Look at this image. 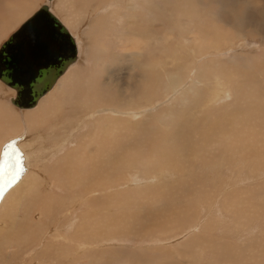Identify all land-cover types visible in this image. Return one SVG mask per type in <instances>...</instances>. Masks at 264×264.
Masks as SVG:
<instances>
[{
	"label": "rangeland",
	"instance_id": "rangeland-1",
	"mask_svg": "<svg viewBox=\"0 0 264 264\" xmlns=\"http://www.w3.org/2000/svg\"><path fill=\"white\" fill-rule=\"evenodd\" d=\"M18 1L35 5L15 27L2 26L0 47L49 5L79 59L32 110L16 107V91L0 81V264H264V0H139L135 9L124 0L107 13L106 0L98 13L97 0ZM10 2L0 0V9ZM126 8L127 24L116 17ZM146 12L158 23L144 21ZM136 30L138 45L129 39ZM211 71L226 81L223 99L202 113L204 97L190 89L215 91ZM72 102L71 114L50 118ZM38 110L44 134L28 131L27 116ZM183 208L196 218L182 220ZM59 209L53 224L47 214L54 220Z\"/></svg>",
	"mask_w": 264,
	"mask_h": 264
},
{
	"label": "water",
	"instance_id": "water-1",
	"mask_svg": "<svg viewBox=\"0 0 264 264\" xmlns=\"http://www.w3.org/2000/svg\"><path fill=\"white\" fill-rule=\"evenodd\" d=\"M77 58L74 38L45 5L0 48V79L17 91L15 106L32 109Z\"/></svg>",
	"mask_w": 264,
	"mask_h": 264
},
{
	"label": "bare ground",
	"instance_id": "bare-ground-1",
	"mask_svg": "<svg viewBox=\"0 0 264 264\" xmlns=\"http://www.w3.org/2000/svg\"><path fill=\"white\" fill-rule=\"evenodd\" d=\"M31 1V0H30ZM29 1V2H30ZM50 2H52L53 0H49ZM106 1H108L109 2V6L108 7H106L107 8V10H106V13L107 12H109V11H113V9H115L114 11H116V9H118V8H120L122 5H123V3H124V0H106ZM135 1V3H133L131 0L129 1V3L128 4H130V5H132V8L133 9H135V8H138L140 5V2H139V0H134ZM171 1H173V0H168V2H171ZM177 1H179V2H181V3H187V2H189L188 0H177ZM25 2V1H24ZM67 2V1H66ZM79 2V1H78ZM87 2V1H86ZM80 3H81V1H80ZM84 3V1L82 2V4ZM31 4V3H30ZM26 5L25 3L23 4H21V2L20 1H18V0H15V3L14 4H12L11 2L10 3H8L7 5H5V8H6V10H2V9H0V17H2V15H4V14H7V15H5L6 17H9V21L7 22V23H0V29H2V26L4 27V28H7L8 30H10L11 28H13V27H15V25L16 24H18V22L20 21V19H21V17L22 16H24V14H26L31 8H33L34 7V5L35 4H31V5ZM70 4H71V1H68V7H70ZM89 4V3H88ZM102 4H103V1L102 0H97V12L96 13H98V10H100L101 8H102ZM91 5V4H90ZM43 6H45V5H43ZM43 6H41V8L43 7ZM48 7H49V11L52 13V11H51V9H50V6L49 5H47ZM84 7H85V5H84ZM87 7V6H86ZM109 7H112V8H109ZM40 8V9H41ZM39 9V10H40ZM71 10V9H70ZM72 10H74L73 9V6H72ZM72 10L70 11V12H72ZM80 10V9H79ZM78 10V11H79ZM101 10H103V9H101ZM81 11V10H80ZM118 11H119V9H118ZM86 12V11H85ZM121 12V11H120ZM130 12H131V10L130 9H127L126 8V10H125V12L123 13V15L121 14L120 16H116V17H118L121 21H123V23L124 22H126L125 24H127V22H129L128 20L130 19L129 18V14H130ZM36 13V12H35ZM34 13V14H35ZM94 13V12H93ZM33 14V15H34ZM53 15H55L54 13H52ZM81 14V13H80ZM32 15V16H33ZM114 15V14H113ZM118 15V14H117ZM133 15V14H132ZM31 16V17H32ZM56 16V15H55ZM105 16V13H102V14H100L99 15V17H98V19L99 20H101V23H102V20L104 19L103 17ZM110 16V15H109ZM187 16H188V12H186V13H184V14H182L181 15V17H184L185 19H187ZM30 17V18H31ZM86 17V16H85ZM107 17V16H106ZM29 18V19H30ZM58 18V17H57ZM82 17H81V15H78V22H80V25H82V23H81V21H80V19H81ZM84 18V17H83ZM96 18H94V20H95ZM111 19H113V18H111ZM28 20V19H27ZM26 20V21H27ZM74 20V19H73ZM25 21V22H26ZM104 21H106V19H104L103 20V22ZM112 20H110V22H111ZM144 21H146V22H153V25L154 24H156V23H158V21L157 20H154V19H152V17L149 15V13H147L146 12V19L144 20ZM24 22V23H25ZM98 22V21H97ZM100 22V21H99ZM98 22V23H99ZM143 23V24H145V25H147V23ZM74 23H76V20H74ZM95 24H96V22H94ZM105 23V22H104ZM104 23H102V24H104ZM107 23V22H106ZM112 23V22H111ZM114 23V22H113ZM112 23V24H113ZM140 23H141V20H140ZM140 23H138L139 25H140ZM63 24V23H62ZM77 24V23H76ZM100 24V23H99ZM119 24V23H118ZM64 25V24H63ZM71 25V24H70ZM78 25V24H77ZM80 25H78V26H80ZM98 25V24H97ZM114 25V24H113ZM122 25V24H121ZM138 25V26H139ZM152 25V26H153ZM65 26V25H64ZM98 26H100V25H98ZM104 26H106V24H104ZM111 26V25H110ZM142 26V25H141ZM258 26H260V25H258ZM21 27V26H20ZM113 27V26H112ZM115 27V26H114ZM3 28V29H4ZM100 28V27H99ZM154 28V27H153ZM67 29V28H66ZM138 29V28H137ZM155 29V28H154ZM68 30V29H67ZM160 30V29H159ZM69 31V30H68ZM1 32V31H0ZM70 32V31H69ZM124 32V31H123ZM158 32V31H157ZM15 33V32H14ZM128 33V32H127ZM139 33H140V31L139 30H136V31H133V33L131 34V36H130V41H132V42H134V43H136L137 45H138V43L141 41V38H140V36H138L139 35ZM71 34V33H70ZM138 34V35H137ZM143 34L145 35V34H148L147 33V31H143ZM72 35V34H71ZM136 35L138 36V38L136 37ZM11 36V35H10ZM72 37H73V35H72ZM91 37V36H90ZM141 37H143V35L141 36ZM145 37H148V36H145ZM74 38V37H73ZM144 38V37H143ZM153 38V40H151L150 42H154V39H156V40H161V39H157L156 37L154 38V37H152ZM9 39V38H8ZM7 39V40H8ZM92 39V38H91ZM90 39V40H91ZM145 39V41L144 42H146L149 38H144ZM6 40V41H7ZM74 40H75V43H76V39L74 38ZM140 40V41H139ZM155 40V41H156ZM168 40V39H167ZM167 40H165L166 42H167ZM5 41V42H6ZM4 42V43H5ZM150 42H148V43H150ZM3 43V44H4ZM148 43L146 44V46H148ZM158 44H160V41L159 42H157ZM2 44V45H3ZM142 44L143 43H141L139 46H142ZM161 44H162V40H161ZM2 45H1V47H2ZM145 45V44H144ZM195 45V44H194ZM76 46H77V44H76ZM161 46V45H160ZM196 46V45H195ZM0 47V48H1ZM149 47V46H148ZM156 47H158V46H156ZM155 47V48H156ZM162 48H163V45H162ZM144 49H145V47H144ZM193 49L194 50H196V48H194L193 47ZM101 50V49H100ZM157 50V49H156ZM160 50V49H159ZM187 51V50H186ZM193 51V50H192ZM105 52V51H104ZM138 52H141V54H144V52L146 53L147 51H143V49L142 50H139ZM196 53H197V50L195 51ZM185 53V49H181V51H180V54L183 56V55H185L184 54ZM192 53V52H191ZM193 53H194V51H193ZM77 54H78V58H77V61H78V59H79V51H78V47H77ZM140 54V55H141ZM147 54V53H146ZM138 55V54H137ZM197 55H198V53H197ZM76 61V62H77ZM75 62V63H76ZM74 63V64H75ZM137 64V63H136ZM73 65V64H72ZM71 65V66H72ZM104 65V64H103ZM70 66V67H71ZM70 67L68 68V70L70 69ZM185 67V66H184ZM182 68V67H181ZM185 69V68H184ZM68 70L66 71V73L68 72ZM151 70V69H150ZM190 70V69H189ZM233 70H235V69H233ZM212 72V71H211ZM66 73L58 80V82L56 83V85L59 83V81H61L62 79H63V77L66 75ZM212 73H214V80H215V85H214V87H215V91H213V92H211L212 90L211 89H205V88H203V89H205V90H207L208 92H209V94L208 95H199L198 93H199V91H198V93L197 92H195L197 89H195V88H193V89H190V91L192 92L191 94H193V97H200V96H202V97H204V98H202V101H201V107H200V111L202 112V113H205L206 111H208L209 109H211L212 107H214L215 106V108H216V106L217 105H219L221 102H222V99H223V94H222V92H223V85L222 84H224L225 85V83H226V81H225V83H222L223 82V79L220 77V76H218V74H217V72L216 71H213ZM170 75V74H169ZM157 76V75H156ZM155 76V77H156ZM171 76V75H170ZM205 76V75H204ZM211 76H213V74L211 75ZM199 77V76H198ZM200 78V77H199ZM238 78V77H237ZM198 79V78H197ZM201 79V78H200ZM209 79V77H204V78H202V80H208ZM173 80H174V78H173ZM220 80H222V82L220 81ZM0 81L2 82V83H4L1 79H0ZM176 81V80H175ZM175 81H173V82H175ZM200 81V80H199ZM176 83V82H175ZM5 84V83H4ZM5 85H7V84H5ZM55 85V86H56ZM8 86V85H7ZM55 86H54V88H55ZM210 86V85H209ZM10 87V86H9ZM148 87V86H147ZM191 87V86H190ZM208 87V86H207ZM10 88H12V87H10ZM53 88V89H54ZM211 88V87H210ZM12 89H14V88H12ZM52 89V90H53ZM15 90V89H14ZM51 90V91H52ZM204 90V91H205ZM16 91V90H15ZM50 91V92H51ZM49 92V93H50ZM203 92V91H202ZM16 93H17V91H16ZM49 93H47L41 100L43 101L44 100V98L49 94ZM195 93H197V94H195ZM212 93V94H211ZM200 94H202L201 93V89H200ZM204 94V93H203ZM211 94V96L209 97V95ZM16 96H17V94H16ZM192 96V95H191ZM14 99V98H13ZM75 99V98H74ZM77 99V98H76ZM190 99V98H189ZM40 100V101H41ZM66 100V99H65ZM71 100V99H70ZM39 101V103H41ZM12 102V101H11ZM65 102H67V101H65ZM211 102H215L213 105H210L211 104ZM38 103V104H39ZM75 103H77V101L75 102ZM3 104H0V107L2 106ZM56 105H58V104H56ZM38 106V105H37ZM36 106V107H37ZM46 106V105H45ZM67 106V105H66ZM74 106H75V104L72 102L71 103V105H68V108H69V110L68 111H65V108L66 107H62V108H64V109H62V108H60V106H59V108H56L55 107V109L52 111V116L50 117V118H56L57 117V112H58V114H59V116L60 117H62V116H64V114H66L67 112H69V113H67V114H71V112H73L74 110H72V109H75L74 108ZM190 106V105H189ZM188 106V107H189ZM17 107V106H16ZM35 107V108H36ZM43 108H44V105L42 106ZM186 107L187 106H185L184 108L186 109ZM209 107V108H208ZM2 109L4 108V106L3 107H1ZM19 108V107H18ZM41 108V107H40ZM70 108H72V109H70ZM2 109L0 110V114H1V116L0 117H2V119L3 120H6L7 118V116L5 117L3 114L4 113H6L7 111V109L3 112L2 111ZM20 109H22V108H20ZM32 109H34V108H32ZM32 109H24V110H32ZM188 109V108H187ZM41 110H43L42 108H41ZM40 110H38V111H36V112H30L31 114H29V116H27L28 117V119L26 120L27 122H28V131H30V132H43V134H44V129L46 128V124H45V122L43 121V117L42 116H45L42 112H39ZM118 111V110H117ZM183 111V110H182ZM188 111L190 112L191 110L190 109H188ZM3 112V113H2ZM43 112H46V110L45 111H43ZM48 112V111H47ZM76 112V111H75ZM120 113H121V111H119ZM248 113V112H247ZM5 115H7V114H5ZM82 115V114H81ZM83 115H86V114H84L83 113ZM235 115H241V112H239V113H235ZM247 115V114H246ZM25 116V117H26ZM252 116V115H251ZM9 117V116H8ZM24 117V118H25ZM26 117V118H27ZM83 117V116H82ZM85 117V116H84ZM236 118L238 119V117L236 116ZM66 119H68V118H66ZM236 119V120H237ZM24 120V119H23ZM29 120H31V121H29ZM32 120H34V122L32 121ZM49 120V119H48ZM10 121H11V119H10ZM25 121V120H24ZM63 121L65 122V120L63 119ZM75 121V120H74ZM76 122V121H75ZM10 123V122H9ZM65 123H68V122H65ZM84 123V122H83ZM8 124V123H7ZM26 124V123H25ZM57 124H58V122H57ZM63 125V127H64V124L63 123H60V125ZM70 124H71V122H70ZM76 124V123H75ZM6 126V125H5ZM52 127H55V125L53 126V125H51ZM57 126V125H56ZM69 126V125H68ZM68 126L66 127L67 129H68ZM2 127V126H1ZM8 127V126H7ZM50 127V126H49ZM52 127H50L51 129H52ZM58 127V126H57ZM61 127V126H60ZM62 127V128H63ZM72 128V127H71ZM7 129V128H6ZM9 129H11V128H9ZM22 129V128H21ZM27 129V128H26ZM64 129L65 128H63V129H61L62 131H64ZM5 129L3 128V131H4ZM8 130V129H7ZM23 130H24V127H23ZM69 130H71V129H69ZM6 131V130H5ZM9 132H10V130H8ZM22 131V130H21ZM68 131V130H67ZM11 132H13V131H11ZM20 132V131H19ZM51 132V131H50ZM60 132V131H59ZM58 132V133H59ZM2 133V132H1ZM57 133V132H56ZM64 133L66 134V132L64 131ZM3 135H5L6 133H2ZM10 134V133H9ZM13 134H14V132H13ZM19 134V133H18ZM22 134V133H21ZM20 134V135H21ZM27 134V133H26ZM40 134V133H39ZM42 134V135H43ZM60 134V133H59ZM62 134V133H61ZM38 135V134H37ZM6 136V135H5ZM7 136H8V134H7ZM12 136V135H11ZM45 136V135H44ZM47 136H49V135H47ZM50 136H51V133H50ZM60 136V135H59ZM53 137V136H52ZM40 138V137H39ZM45 138V137H44ZM44 138L42 139V136H41V139L42 140H44ZM62 139V138H61ZM60 139V140H61ZM1 140H3V139H1ZM49 140V139H48ZM45 141H46V138H45ZM10 142V141H9ZM48 142V141H47ZM51 142V141H50ZM64 144V143H63ZM46 147H47V145H45ZM71 146V145H70ZM61 147H63V146H60V148ZM36 153V152H35ZM60 153V152H59ZM69 153V152H68ZM37 156H38V154H37ZM47 156V155H46ZM44 157H45V155H44ZM48 159V158H47ZM43 161V160H42ZM33 165V164H32ZM49 165V164H48ZM70 165V164H69ZM30 166V165H29ZM49 167V166H48ZM40 168V167H39ZM66 169V168H65ZM25 170V169H24ZM59 170V169H58ZM58 170L56 171V172H58ZM34 174H35V172H34ZM34 174H33V176H34ZM41 175V174H40ZM169 175H171V176H174L171 172H169ZM38 176V175H37ZM37 176H35V178H39V179H41L39 176L37 177ZM60 176V175H59ZM49 177H51V176H49ZM53 178V177H52ZM29 179V178H28ZM34 179V178H33ZM66 179V178H65ZM4 180V179H3ZM22 180V179H21ZM27 180V179H26ZM25 180V181H26ZM6 181V180H5ZM25 181H23L24 182V187H26L25 186ZM36 181V180H35ZM49 181V180H48ZM69 181V180H68ZM7 182V181H6ZM19 182H20V180H19ZM27 182V181H26ZM30 183H31V181H29ZM37 182H38V180H37ZM18 183V182H17ZM72 183V182H71ZM3 184V183H2ZM16 184V183H15ZM47 184H48V182H47ZM73 184V183H72ZM21 185H22V183H21ZM22 185V186H23ZM37 185V184H36ZM4 186V185H3ZM17 186H19V185H17ZM21 186V187H22ZM27 186H28V184H27ZM35 186V185H34ZM50 186H51V184H50ZM68 186H69V184H68ZM14 188H15V186H13ZM20 187V188H21ZM29 187V186H28ZM31 187H33V186H31ZM7 188H8V184H7ZM6 188V189H7ZM17 188V187H16ZM34 188V187H33ZM56 188H57V186H56ZM5 189V188H4ZM22 189H24L23 187L20 189V190H22ZM26 189H27V187H26ZM29 189H31V188H29ZM28 189V190H29ZM179 190H177L176 188H175V190H177L174 194H181L182 193V191L180 190L181 188H180V186H179V188H178ZM35 190V189H34ZM62 190V189H61ZM195 190H196V188H195ZM198 190V189H197ZM197 190H196V193H197ZM15 191V190H14ZM38 191V190H37ZM36 191V192H37ZM39 191H41V190H39ZM12 192V191H11ZM22 192V191H21ZM25 192L27 193V191L25 190ZM25 192H22L23 193V196H24V193ZM28 192H30V191H28ZM32 192V191H31ZM42 192V191H41ZM18 193V192H17ZM46 193H48V192H46ZM19 194V193H18ZM21 194V193H20ZM19 194V195H20ZM33 194V193H32ZM36 194V193H35ZM205 194V193H204ZM171 195H173V194H171ZM10 196V195H9ZM39 196H41V194L39 195ZM175 196V195H174ZM208 196L210 197V195H209V193H206L205 194V203H207V204H209V201L211 200V198H210V200L208 201ZM14 197V196H13ZM33 197V196H32ZM34 198H35V196H34ZM41 198V197H40ZM15 199V198H14ZM16 199H17V197H16ZM15 199V200H16ZM8 200V199H7ZM20 200H21V196H20ZM37 200V199H36ZM8 201H11V200H8ZM17 201H19V200H17ZM213 201V200H212ZM214 201H215V199H214ZM15 202V201H14ZM27 202V201H26ZM28 202H29V200H28ZM211 202V201H210ZM23 203V202H22ZM25 203V202H24ZM7 204H8V202H7ZM16 204V203H15ZM14 204V205H15ZM18 204V203H17ZM17 204H16V206H17ZM19 204L21 205V202L19 201ZM26 204V203H25ZM29 204H33V203H28L27 205H29ZM35 204V203H34ZM163 204V203H162ZM166 204V203H165ZM168 204H171L170 202H168ZM13 205V204H12ZM167 205V204H166ZM8 206V205H7ZM23 206H24V204H23ZM22 206V207H23ZM21 207V206H20ZM29 207V206H28ZM5 208V207H4ZM10 210H11V212L9 213V214H11V213H14V211H16V210H13L10 206L8 207ZM17 208H18V206H17ZM44 208V207H43ZM158 208V207H157ZM186 208V207H185ZM6 209V208H5ZM15 209V208H14ZM19 209V208H18ZM30 209H32V208H30ZM187 209H189V208H187ZM191 209H193V208H191ZM190 209V210H191ZM21 210H24L25 212H27V210H26V208L25 209H21ZM20 210V211H21ZM46 210V209H45ZM58 210V209H57ZM60 210V212L55 216V219L54 220H51V216H52V213H46L47 214V217H48V215H49V217H50V219H49V221H52V223L54 224L55 222H56V218H57V216H59L60 214H61V209H59ZM153 210V209H152ZM186 209H182V212H183V215L181 216V219L182 220H185L186 218H190V219H194V218H196V216H197V214L196 215H192V211L193 210H186ZM6 211V210H5ZM7 211H8V209H7ZM31 211V210H30ZM42 212V211H41ZM46 212V211H45ZM57 212V211H56ZM154 212H155V210H154ZM153 212V213H154ZM168 212V211H167ZM3 213V212H2ZM5 213V212H4ZM7 213V212H6ZM5 213V214H6ZM23 213V212H22ZM53 213H55V212H53ZM152 213V214H153ZM176 213V215H180L181 214V211H180V213H179V211H176L175 212ZM179 213V214H178ZM184 213L186 214V215H184ZM0 214H1V212H0ZM43 215L45 214L44 212L42 213ZM156 214V213H155ZM160 214V213H159ZM6 215H8V214H6ZM21 215V214H20ZM23 215H24V213H23ZM10 216V215H9ZM13 216V215H12ZM79 216V215H78ZM168 216V215H167ZM7 217V216H6ZM46 217V218H47ZM155 217V216H154ZM169 217V216H168ZM173 217H176V216H173ZM222 217H226V216H224V214H223V216ZM8 218V217H7ZM63 218V217H62ZM2 219H4V218H2ZM159 219V218H158ZM170 219L171 218H166V219H163V221H170ZM15 220V219H14ZM18 220V219H17ZM34 220V219H33ZM33 220L31 221V222H33ZM44 220V219H43ZM16 221V220H15ZM20 221V220H19ZM22 221V220H21ZM72 221V220H71ZM192 221V220H191ZM195 221H196V219H195ZM7 222V221H6ZM45 222V221H44ZM43 222V223H44ZM157 222V221H156ZM154 222L155 223V227L154 228H157V227H159V229H160V231L162 232V229H163V227L161 226V223L162 222ZM200 222V221H199ZM12 223V222H11ZM16 223V222H15ZM52 223H50V224H52ZM197 223V221L195 222V224ZM18 224H20V222L18 223ZM22 224V223H21ZM34 224V223H33ZM56 224H59L58 222H56ZM44 225H45V223H44ZM62 225V224H61ZM194 225V224H193ZM220 225V224H219ZM20 226V225H19ZM33 226V225H32ZM42 226H43V224H42ZM41 226V227H42ZM14 227V226H13ZM61 227H63V226H61ZM50 228V227H49ZM59 228H60V226L58 227V228H55V230H59ZM174 228V226H172V227H170L169 228V230H172ZM12 229V228H11ZM43 229V228H42ZM13 230H15V229H13ZM44 230V229H43ZM45 230H48V228H47V226H46V229ZM35 231V230H34ZM36 232V231H35ZM12 233V232H11ZM15 233V232H14ZM48 233H49V231H48ZM63 233V232H62ZM62 233H58V234H56V236L55 235H53V234H51V236L53 237V236H55V238H58V237H60V236H62V235H64V234H62ZM98 233V232H97ZM47 235V233H44L42 236L43 237H45ZM81 236H83V235H81ZM89 236V235H88ZM198 236V235H197ZM197 236H195L196 238H197ZM14 237V236H13ZM91 238H94L95 239V237H96V235H94V234H91V236H90ZM195 237H194V239H195ZM199 237H200V235H199ZM198 237V238H199ZM4 238H5V236H4ZM85 238V237H84ZM12 239H15V238H12ZM82 239V238H81ZM52 240H54V239H52ZM193 240V239H192ZM196 241H197V239H195ZM195 240H193V242H196ZM50 241V240H49ZM84 241V240H83ZM5 242V241H4ZM12 242H14V240H12ZM36 242V241H35ZM53 242V241H52ZM74 242V241H73ZM208 242H209V240H208ZM61 243V242H60ZM59 243V244H60ZM210 243V242H209ZM34 244H36V243H34ZM49 244H50V246L49 247H54L53 245H54V243L52 244L51 242H49ZM74 244H75V242H74ZM191 244V243H190ZM70 245V244H69ZM84 245V244H83ZM232 245V244H231ZM16 246V245H15ZM41 246H43V245H41ZM56 246V245H55ZM208 246V245H207ZM20 247V246H19ZM202 247V246H201ZM200 247V248H201ZM209 247H210V244H209ZM256 247H258V246H256ZM59 248V247H58ZM199 248V249H200ZM227 248V247H226ZM233 248V247H232ZM231 248V251L233 250ZM9 249H12V248H9ZM43 249V248H42ZM48 249V248H47ZM203 249V248H202ZM208 249H210V248H208ZM255 249V248H254ZM41 250V249H40ZM204 250V249H203ZM38 251V250H37ZM78 251V250H77ZM234 251V250H233ZM236 252V251H235ZM63 253H64V250H63ZM71 253V252H70ZM177 253V252H176ZM234 253V252H233ZM250 253H252V252H250ZM230 254H231V252H230ZM229 254V255H230ZM245 257V256H244ZM246 258H248V257H246ZM244 259V258H243ZM242 259V260H243ZM10 261V260H9ZM12 261V260H11ZM239 261H240V259H239ZM76 262V261H75ZM237 262V261H236ZM235 262V263H236ZM246 262V261H245ZM237 264V263H236Z\"/></svg>",
	"mask_w": 264,
	"mask_h": 264
}]
</instances>
